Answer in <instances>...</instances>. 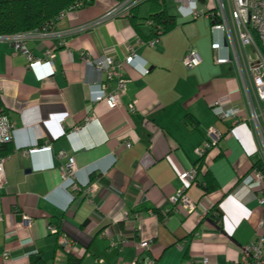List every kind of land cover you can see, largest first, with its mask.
<instances>
[{
    "label": "crops",
    "instance_id": "0c3cea01",
    "mask_svg": "<svg viewBox=\"0 0 264 264\" xmlns=\"http://www.w3.org/2000/svg\"><path fill=\"white\" fill-rule=\"evenodd\" d=\"M121 2L93 0L64 12L50 35L32 32L28 48L36 58L53 49L52 66L30 69L24 54L7 40L0 42V101L15 125L2 150L9 157L0 191V264H31L36 253L46 264H66L49 224L76 242L72 255L82 264L131 263L141 258V241L150 242L148 256L156 264H202L206 258L210 264H235L242 258L240 248L256 238L264 219L262 186L243 179L262 160L261 142L236 69L215 63L211 44L221 36L212 35L206 18L187 16L166 0L101 20ZM164 9L176 17V26L150 46L130 17L137 16L148 36L144 20ZM130 47L139 60L123 68L125 93L115 108L95 105L92 98L106 77L81 52L90 60L112 56L122 62ZM192 49L203 61L188 69L183 58ZM116 87L115 79L109 82L110 90ZM225 108H234L237 116L219 118ZM211 127L223 138L202 158L197 183L187 190L197 204L189 215L170 197L181 186L179 173L197 165L195 150ZM42 146L51 151L29 153ZM69 157L77 167L72 182L81 190L62 179ZM204 172L217 186L210 192L204 189ZM92 185L96 191L88 200L83 189ZM214 208L221 215L218 224L207 216ZM18 215L29 218L30 226Z\"/></svg>",
    "mask_w": 264,
    "mask_h": 264
},
{
    "label": "built area",
    "instance_id": "2783aa9c",
    "mask_svg": "<svg viewBox=\"0 0 264 264\" xmlns=\"http://www.w3.org/2000/svg\"><path fill=\"white\" fill-rule=\"evenodd\" d=\"M150 0H122L120 5L107 13L101 20H107L127 14L137 6ZM179 8L192 18H206L210 22V30L212 35H220L219 41H214L211 48L214 52V60L218 65L233 64L237 74L242 80L246 102L250 109V121L256 127L260 142L262 162L264 164V131L262 130V122H264V0H175ZM83 7V2H76L69 10ZM68 10V11H69ZM64 12L60 14L63 15ZM59 16V17H60ZM101 20L87 26L91 27L98 24ZM148 25L152 23L147 21ZM51 28H42L31 32L15 33L10 35H0V42L7 40L15 48L17 52L25 55L27 59V67L30 69L38 68L45 64H53L55 53L53 49H46L42 58H36L27 46V39L33 33H41L44 36L50 35ZM159 38H154L146 42L150 46H154ZM64 43H60L63 45ZM225 50V55L220 54V50ZM82 59L93 66L97 71L105 74L106 80L100 84L99 90L93 96L95 105L104 103L108 108H115L118 99L126 91L128 79L124 77V66L133 65L138 62L139 56L133 48H129V53L125 60L118 62L112 56H103L90 60L86 52H81ZM202 56L197 50H189L183 58V64L188 69H193L201 65ZM117 81L115 90L109 89V82ZM1 95V91H0ZM221 106L219 102L214 104ZM130 109L134 110V105H130ZM237 111L234 108L222 109L218 117L235 118ZM15 130L14 123L9 119L5 109L0 101V191L5 187L7 176L5 164L8 155L3 154L2 150L5 145L9 144L13 139ZM208 138L196 148L195 152L199 160L212 148L219 145L223 138V133L217 128L211 127L207 132ZM126 147L130 146L126 142ZM51 146H42L29 150V153L50 152ZM60 157H66L65 152H60ZM61 176L64 182L71 181L74 190H81L72 182L77 172L74 157H69L67 163L61 168ZM198 165H195L188 171L179 173L180 188L170 197V203L175 207L183 208L189 215L195 214L197 204L188 195L187 190L197 183ZM243 182L247 185H261L259 202L264 206V171L253 168ZM83 189V188H82ZM88 200H92V196L96 191L95 185L85 187L83 189ZM1 204V192H0ZM147 213L153 214L150 210ZM217 213H215L216 215ZM129 214H125L127 219ZM134 217L140 218V214H134ZM0 219L2 217L0 216ZM23 220L30 226V219L23 217ZM48 232L58 236V246L61 251L66 254H75L76 242L67 234L60 232L59 228L53 224L48 225ZM140 252V259H136L131 263L122 262L121 264H156L155 259L148 256L150 250L149 241H141L137 245ZM241 260L235 264H264V219L259 223L256 230V238L243 245L240 248ZM5 258L9 257V251L4 254ZM102 264V261H100ZM202 264H210L208 258L204 259Z\"/></svg>",
    "mask_w": 264,
    "mask_h": 264
},
{
    "label": "trees",
    "instance_id": "16d2710c",
    "mask_svg": "<svg viewBox=\"0 0 264 264\" xmlns=\"http://www.w3.org/2000/svg\"><path fill=\"white\" fill-rule=\"evenodd\" d=\"M79 1L83 2L84 7L91 4L93 0H0V35L31 32L41 30L44 27L50 29L62 12L68 11L72 5ZM151 2H157V0H151ZM136 9L131 10L132 13H135ZM130 21L145 41L160 38L171 31L177 23L176 17L169 14L165 9L152 13L143 22L149 29L148 36H145L140 28L141 23L135 14L130 17ZM147 21H150L152 24L148 25ZM197 165L198 172L200 173L203 169V159H200ZM253 168L264 171L262 160H258ZM204 173L205 191L210 192L216 189L217 186L213 184L214 178L209 173ZM215 213L217 214L215 215ZM207 216L215 224H218L221 220V215L217 208H214ZM30 262L31 264H46L45 258L38 253L30 255ZM66 264H82V260L71 254H67Z\"/></svg>",
    "mask_w": 264,
    "mask_h": 264
},
{
    "label": "rangeland",
    "instance_id": "374dc122",
    "mask_svg": "<svg viewBox=\"0 0 264 264\" xmlns=\"http://www.w3.org/2000/svg\"><path fill=\"white\" fill-rule=\"evenodd\" d=\"M167 1V3L169 4V5H171V6H174V5H177L178 3L175 1V0H166ZM174 4V5H173ZM144 6V8L145 7H147V6H150V3H146V4H144L143 5ZM169 8H170V6H169ZM235 68V67H234ZM236 69V68H235Z\"/></svg>",
    "mask_w": 264,
    "mask_h": 264
},
{
    "label": "water",
    "instance_id": "95a60500",
    "mask_svg": "<svg viewBox=\"0 0 264 264\" xmlns=\"http://www.w3.org/2000/svg\"><path fill=\"white\" fill-rule=\"evenodd\" d=\"M22 219H23V216H22V215H18V216H17V220H18V221H22Z\"/></svg>",
    "mask_w": 264,
    "mask_h": 264
}]
</instances>
